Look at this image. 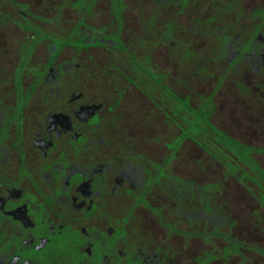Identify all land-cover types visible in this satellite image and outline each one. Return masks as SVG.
Returning <instances> with one entry per match:
<instances>
[{
	"label": "flooded vegetation",
	"instance_id": "obj_1",
	"mask_svg": "<svg viewBox=\"0 0 264 264\" xmlns=\"http://www.w3.org/2000/svg\"><path fill=\"white\" fill-rule=\"evenodd\" d=\"M0 264H264V0H0Z\"/></svg>",
	"mask_w": 264,
	"mask_h": 264
}]
</instances>
